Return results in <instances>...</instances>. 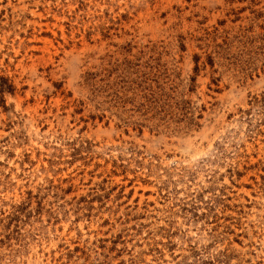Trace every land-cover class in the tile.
I'll use <instances>...</instances> for the list:
<instances>
[{"label": "rangeland", "instance_id": "374dc122", "mask_svg": "<svg viewBox=\"0 0 264 264\" xmlns=\"http://www.w3.org/2000/svg\"><path fill=\"white\" fill-rule=\"evenodd\" d=\"M0 264H264V0H0Z\"/></svg>", "mask_w": 264, "mask_h": 264}]
</instances>
